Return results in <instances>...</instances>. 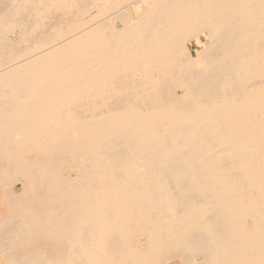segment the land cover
Instances as JSON below:
<instances>
[{"label":"bare ground","instance_id":"6f19581e","mask_svg":"<svg viewBox=\"0 0 264 264\" xmlns=\"http://www.w3.org/2000/svg\"><path fill=\"white\" fill-rule=\"evenodd\" d=\"M5 35L0 264H264V0H0Z\"/></svg>","mask_w":264,"mask_h":264},{"label":"rangeland","instance_id":"374dc122","mask_svg":"<svg viewBox=\"0 0 264 264\" xmlns=\"http://www.w3.org/2000/svg\"><path fill=\"white\" fill-rule=\"evenodd\" d=\"M143 5H144V6L146 5V2H145V1L143 2ZM143 5L141 6V4L139 3L138 5H136V6L134 7V10L136 11V14H135V15H136L137 17H139V16L142 14V12H144L145 9L148 8V7H144ZM9 35H10V33H9ZM9 35H5L6 37L4 36V38H3V37H0V38H1V40H2V39L4 40V39H6ZM10 36H11V39H12V38L15 39L13 34H11ZM10 36H9V37H10ZM13 39H12V40H13ZM199 44H200L199 42L195 43V45H194V49H195ZM19 45H20V43H19ZM20 46L22 47L23 45L21 44Z\"/></svg>","mask_w":264,"mask_h":264}]
</instances>
